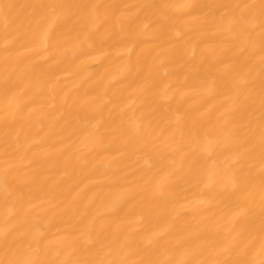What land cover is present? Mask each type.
Wrapping results in <instances>:
<instances>
[{"label": "bare ground", "instance_id": "bare-ground-1", "mask_svg": "<svg viewBox=\"0 0 264 264\" xmlns=\"http://www.w3.org/2000/svg\"><path fill=\"white\" fill-rule=\"evenodd\" d=\"M4 2L15 7L7 26L0 12V228L14 212L4 176L11 165L10 189L32 206V218L49 240L93 225L99 233L103 224L102 255L119 228L120 239L127 235L132 249L139 250L131 259L163 258V248L145 237L167 230L164 240L192 234L218 244L234 226L245 243L251 242L244 258L261 264L258 150L253 160L242 162L247 185L233 187L237 149L218 119L233 106L222 79L234 62L235 49L227 47L233 41L216 27L202 28L179 7L172 10L174 23L157 35L158 10L138 7L258 0H63L120 5L130 18L127 31L132 35L64 52L29 40L33 50L19 63L15 46L5 63V35L28 16V5L41 0ZM81 24L89 27L86 16ZM149 76L154 87L141 95ZM213 81L216 86L209 90ZM6 82L12 86L7 92ZM106 95L117 102L98 108ZM17 107L20 114L12 120ZM232 115L240 124L253 118L258 135V73L254 103ZM98 123L116 132L97 140L93 133ZM6 130L10 137L19 135L18 150L11 156L4 148ZM244 202L251 213L233 220L232 213ZM76 255L91 258L83 249Z\"/></svg>", "mask_w": 264, "mask_h": 264}, {"label": "snow or ice", "instance_id": "snow-or-ice-1", "mask_svg": "<svg viewBox=\"0 0 264 264\" xmlns=\"http://www.w3.org/2000/svg\"><path fill=\"white\" fill-rule=\"evenodd\" d=\"M15 6L0 0V12L4 14L6 26L11 10ZM31 12L23 20H20L6 33L4 39L5 63L12 56L11 48L18 49L16 61L25 53L33 49L28 47L29 40H38L45 50L52 48L56 52H64L83 45L103 44L113 36L125 40L132 33L127 31L129 17L121 11V6L116 4H71L63 0H41V2L28 5ZM127 8L128 6H124ZM143 9H156V21L160 22V30L167 27L172 20L174 8L185 9V15L192 16L193 20L200 23L202 28L216 27L220 32L227 33L233 41L228 44V51L235 49L234 62L226 66L222 76L225 86L232 96L233 106L221 113L219 120L225 133L230 137L231 144L237 149L235 163L238 168L233 173V187L247 185L248 175L245 173L243 161H251L255 154H259L260 160V249L264 253V0L258 2L241 3H194L187 2L180 5L159 4L139 5ZM119 13V15H117ZM155 15V13H154ZM87 17L90 24L87 29L81 24V20ZM102 21V22H101ZM156 21H153L155 23ZM100 22V23H98ZM111 22V23H109ZM108 27L104 28V25ZM119 25L117 29L116 25ZM147 27V26H146ZM101 28L104 31L101 32ZM258 53V55H257ZM133 62L130 60L129 64ZM139 64V60L135 62ZM257 73L259 78V123L258 135L253 130V118H248L246 123H236L233 113L241 108L254 103L256 95ZM216 86L213 81L211 88ZM11 85L6 82V92L11 90ZM154 87V82L145 77L139 91L141 95L148 94ZM164 98H167L166 96ZM111 96H105L98 101V108L105 104L116 103ZM19 107L11 113L12 120L18 118ZM187 115V114H185ZM7 119V118H6ZM179 119V118H178ZM7 128V125H6ZM116 129H104L98 123L93 135L97 140ZM19 135L10 137L9 131L4 134L5 153L11 156L18 150ZM11 165L5 171V191L13 196L14 212L5 219V226L0 228V247L4 256L0 258V264H252L245 259L250 241L245 243L242 239V231L234 226L228 229L222 242L214 243L202 235L188 234L174 239L164 240L165 232H156L145 239L149 243L163 248L161 258L140 257L139 250H134L127 235L123 240L122 229L113 233L112 246L108 252L102 255L105 245L101 239L105 225L101 224L97 233L94 225L84 232L77 234L72 229L67 235L55 240L46 238L47 233L42 232L31 215L30 204L22 195H17L15 189H10L8 177ZM157 192H162L161 185H157ZM27 205V206H26ZM252 211L247 203H241L232 213V218L246 217ZM161 241L163 243L161 244ZM89 252L91 258H80L78 251ZM264 264V261L261 262Z\"/></svg>", "mask_w": 264, "mask_h": 264}]
</instances>
